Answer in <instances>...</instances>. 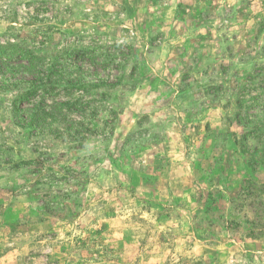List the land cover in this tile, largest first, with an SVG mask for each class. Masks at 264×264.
<instances>
[{
  "label": "rangeland",
  "instance_id": "1",
  "mask_svg": "<svg viewBox=\"0 0 264 264\" xmlns=\"http://www.w3.org/2000/svg\"><path fill=\"white\" fill-rule=\"evenodd\" d=\"M0 48V264H264V0H0Z\"/></svg>",
  "mask_w": 264,
  "mask_h": 264
},
{
  "label": "trees",
  "instance_id": "2",
  "mask_svg": "<svg viewBox=\"0 0 264 264\" xmlns=\"http://www.w3.org/2000/svg\"><path fill=\"white\" fill-rule=\"evenodd\" d=\"M12 49H11V52L9 53L10 54V56L9 57H5V62H9L11 59H12V55H14V54H16L17 52V50H18V48H16V47H11ZM2 50L3 49H1L0 48V60H2L3 59V57H1V56H3V52H2ZM19 54H24L23 52H20ZM0 62H2V61H0ZM32 61L30 60V59H28V63L30 64ZM259 203H261L260 201H259Z\"/></svg>",
  "mask_w": 264,
  "mask_h": 264
}]
</instances>
